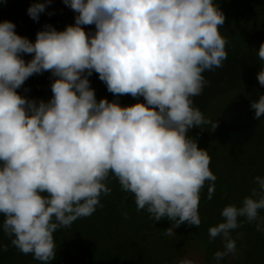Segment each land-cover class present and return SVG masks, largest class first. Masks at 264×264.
I'll return each instance as SVG.
<instances>
[{"label":"clouds","instance_id":"1","mask_svg":"<svg viewBox=\"0 0 264 264\" xmlns=\"http://www.w3.org/2000/svg\"><path fill=\"white\" fill-rule=\"evenodd\" d=\"M52 0H34L33 20ZM74 24L57 30L45 24L35 41L0 22V214L3 232L24 254L48 264L55 258L54 232L102 207L101 194L114 175L133 193L137 210L151 218L201 224L200 191L217 177L208 152L190 139L193 127L219 121L193 107L192 97L209 83L203 73L222 67L227 40L225 15L214 0H63ZM51 14V13H49ZM95 25V32L84 26ZM22 54H34L27 63ZM264 60V43L258 49ZM55 77L48 100L17 92L33 74ZM93 71L117 99L96 98ZM264 86V69L257 74ZM27 91V89L25 90ZM143 97L122 106L118 97ZM264 116V95L250 102ZM241 206L222 209L223 221L208 229L221 237L219 264L236 252L233 230L244 222L264 232V176L254 177ZM214 183L208 187L209 200ZM46 193L47 195H42ZM126 215V214H125ZM240 218H244L241 220ZM174 227V228H175ZM168 228L166 235H176ZM14 237V238H13ZM7 251V245L0 246ZM179 264H196L185 257Z\"/></svg>","mask_w":264,"mask_h":264},{"label":"trees","instance_id":"2","mask_svg":"<svg viewBox=\"0 0 264 264\" xmlns=\"http://www.w3.org/2000/svg\"><path fill=\"white\" fill-rule=\"evenodd\" d=\"M33 2L0 0V22L12 21L15 31L33 42L45 24H51L58 31L74 24L76 13L63 0H52L38 21L27 12ZM214 2L225 15L219 30L227 40V58L222 67L203 73L209 83L200 95L192 97L193 107L199 108L213 122L219 121L221 111L228 104L243 102L250 107L252 100L264 95V86L257 78L258 72L264 69V60L258 56V49L264 43V0ZM84 28L86 32H95L94 24ZM33 55L22 54L26 63ZM54 79L50 71L33 74L17 92L29 98L48 100L52 97ZM89 80L98 101L105 97L109 101L117 99L98 73L93 71ZM118 99L122 106L133 105L138 100L145 102L143 97L131 95ZM202 127H193L187 135L197 139L198 147L208 152L209 167L217 179L206 181L200 191L199 227L185 222L178 226L186 232L185 237L166 235L167 229L175 226V220L155 221L146 208L137 210L134 194L123 191L118 179L110 174L105 183L111 192L100 197L103 206H98L92 215L78 218L71 226L54 232L56 254L48 264H172L182 254L188 240L201 243L207 264H217L214 254L223 249V241L219 236L211 239L208 229L223 221L221 212L225 206H241L243 199L258 187L254 177L264 176V116L256 119L254 133L241 143L226 139L219 126L215 130L211 124ZM213 183L215 190L209 200L208 187ZM258 214L264 217V209L258 210ZM3 219L0 214V246L7 245L8 250L0 247V264H44L34 259L32 253L24 254L11 244L12 238L3 232ZM238 233L236 252L224 257L219 264H264V232L256 230L255 222H244L233 230V237Z\"/></svg>","mask_w":264,"mask_h":264},{"label":"water","instance_id":"3","mask_svg":"<svg viewBox=\"0 0 264 264\" xmlns=\"http://www.w3.org/2000/svg\"><path fill=\"white\" fill-rule=\"evenodd\" d=\"M256 119L248 105L232 102L219 115V127L224 137L233 142H245L254 133Z\"/></svg>","mask_w":264,"mask_h":264},{"label":"rangeland","instance_id":"4","mask_svg":"<svg viewBox=\"0 0 264 264\" xmlns=\"http://www.w3.org/2000/svg\"><path fill=\"white\" fill-rule=\"evenodd\" d=\"M174 227L175 226L171 228H174ZM173 230L175 234L180 237L186 236V232L183 229H180L179 227H175ZM171 236H174V235H171ZM185 257L194 259L196 261V264H207L205 260L203 246L201 245V243L195 240L186 241L182 254L178 258H176L172 262V264H179V261L184 259Z\"/></svg>","mask_w":264,"mask_h":264}]
</instances>
